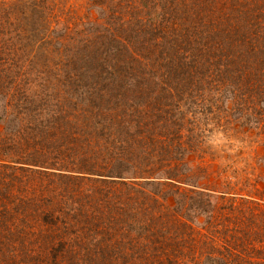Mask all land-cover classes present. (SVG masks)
I'll return each mask as SVG.
<instances>
[{"label": "rangeland", "instance_id": "374dc122", "mask_svg": "<svg viewBox=\"0 0 264 264\" xmlns=\"http://www.w3.org/2000/svg\"><path fill=\"white\" fill-rule=\"evenodd\" d=\"M0 132V264H264V0H0Z\"/></svg>", "mask_w": 264, "mask_h": 264}, {"label": "trees", "instance_id": "16d2710c", "mask_svg": "<svg viewBox=\"0 0 264 264\" xmlns=\"http://www.w3.org/2000/svg\"><path fill=\"white\" fill-rule=\"evenodd\" d=\"M247 95V97H249L250 99H252V96H250V95H248V94H246ZM21 107H24L23 105H20V102L19 101H14V105L13 104H10L9 105V108L11 109V108H15V109H19V108H21ZM1 135H2V137L6 140V138L7 137H5V136H3V134L0 132V140H2V138H1ZM4 156V155H3ZM3 158H0V164H2V162H3V160H2ZM8 161H10V162H14L15 163V161H11V158L8 160ZM1 171V170H0ZM185 196H188L189 198H190V200L191 199H193L191 196H189L188 194H185L184 195V197ZM228 214V213H227ZM229 214H230V212H229ZM225 216L224 217H226L227 215L226 214H224ZM5 216H6V211L3 213V214H1L0 213V229H1V227H3L4 226V219H5ZM223 216V215H222ZM218 217H220V216H218ZM3 236V233H2V235H1V237ZM236 245L238 244V243H235ZM235 246V245H234ZM239 245H237V247H238ZM236 249H238V248H236ZM226 250H228V255H232V254H234V253H232V250H231V248L230 247H227L226 248ZM233 251H235V250H233ZM228 255L226 256V257H228ZM229 258V257H228ZM228 258H227V260H225L224 261V264H234V263H236V264H238V262L237 261H235V260H228ZM250 264H252V263H250Z\"/></svg>", "mask_w": 264, "mask_h": 264}]
</instances>
